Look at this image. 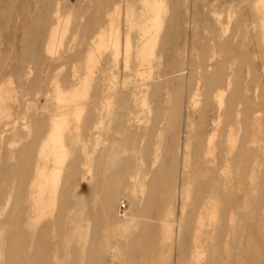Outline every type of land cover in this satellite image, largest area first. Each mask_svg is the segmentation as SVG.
I'll use <instances>...</instances> for the list:
<instances>
[{
  "label": "rangeland",
  "instance_id": "374dc122",
  "mask_svg": "<svg viewBox=\"0 0 264 264\" xmlns=\"http://www.w3.org/2000/svg\"><path fill=\"white\" fill-rule=\"evenodd\" d=\"M25 25L31 29L23 33L21 26ZM10 39H15L12 46ZM219 90H225L223 97ZM116 93L123 96L111 132L115 138L123 144L125 137L118 131L128 128L130 122L134 124L132 120L121 124L123 113L141 118L134 129V145L141 148L139 155L134 159L129 154L123 156L116 172L126 177L137 162L143 172L153 175L155 166L146 158L156 156L160 140L165 149L162 163L171 165L177 159L181 165L178 181L188 179L196 172L197 156L207 151L205 140L213 137L212 146L216 153L222 152L225 162L235 160L241 168L246 167L247 177L255 176L253 205L244 203L242 211L246 222L244 240L256 239L257 249L250 251L249 241L242 242L233 253L222 257L211 254L207 259L203 253L202 264H219V260L238 264L247 250L251 252L249 259L255 257L252 264H264V0H0V221L11 223L4 232L0 227V264H19L18 257L24 252V243L17 236L20 229L13 225L23 220V206L14 201L17 191H24L33 168L42 132L37 117L39 113L46 114L37 112L40 104L52 99L64 108L70 105L63 116L68 117L82 108L76 99L84 97L91 106L94 95ZM28 100L34 102L29 105ZM103 102L108 105L110 97ZM246 106L251 108L248 115ZM91 110L86 108L82 117ZM159 110L162 124L155 123ZM3 112L8 120H4ZM17 116L26 117V126L19 122L9 135L2 134V124ZM257 119L263 125L260 131L254 127ZM66 129L62 134L70 145ZM126 140L130 141L129 136ZM187 147L192 155L190 164L184 160ZM14 150L21 152L18 160ZM78 154L67 158L68 165ZM203 160L204 157L199 164ZM256 163H262L261 169L250 172V164ZM7 172L18 189L3 210L2 202L10 189L3 182ZM214 180L220 183L217 175ZM246 182L249 184L248 179L245 187ZM95 185L96 182L89 186L90 194ZM242 194L249 199L250 191L230 188L228 203ZM74 195L68 200L74 201ZM65 201L66 196L61 195L58 205L47 207L48 194L39 196L36 191L27 203L32 225L61 220L59 210ZM127 203L121 196L115 207L123 213ZM180 205H176L177 233L182 227ZM226 206L225 218L230 227L234 211L241 210V204ZM187 213L191 215L188 210ZM176 240L177 237L174 246ZM90 241L91 238L89 247ZM183 242L188 246L186 250L160 247L166 253V264H181L182 258L186 261L191 255L190 236ZM229 243L235 248L234 242ZM110 245L114 248L115 241ZM46 246L45 241L34 240L31 256ZM130 250L129 246L124 250L126 261ZM83 259L92 260V264L115 262L113 253L100 254L97 245L92 252L88 249ZM68 262L75 263L74 255Z\"/></svg>",
  "mask_w": 264,
  "mask_h": 264
},
{
  "label": "bare ground",
  "instance_id": "6f19581e",
  "mask_svg": "<svg viewBox=\"0 0 264 264\" xmlns=\"http://www.w3.org/2000/svg\"><path fill=\"white\" fill-rule=\"evenodd\" d=\"M18 27L19 24L16 23L15 28ZM21 27L23 33L31 29L30 25ZM14 42L15 39L9 40L11 46ZM218 92L223 97L225 90ZM106 96L110 97L108 105H104L103 102ZM122 96L121 93L96 94L92 98L94 102L91 106L84 97H80L75 101H78L80 107L84 109L81 108L68 117L63 116L71 108L70 105L69 108H64L52 99L40 104V111L37 112L43 111L46 114L37 113L42 132L33 168L24 191L21 194L18 190L17 199L14 201L17 205L22 204L24 213L23 220L13 222V225L20 229L17 236L24 243V252L18 257L19 264H40L41 262L42 264H69L68 259L73 255L74 264H92V260L84 262L83 256L88 249L92 252L96 245L99 247L100 254L113 253L115 259L113 264H166V253L161 252L160 247L163 245L186 250L188 246L183 239L188 236L192 243L191 255L186 257V261L182 258L181 264H202L203 253L207 255V259L211 254L218 257L227 253L231 254L239 248L240 243L247 241H249L247 248L250 251L256 250V239L244 240L246 222L242 211L244 203H247L248 207L253 205L252 195H254L255 186L252 179L255 176L252 174V177H247L246 167L241 168L235 160L225 162L222 152L216 153L212 146L213 137L205 140L207 151L197 156L196 164H198L194 168L196 172L188 179L178 181L181 165L177 159L174 158L171 165L162 163L161 154L165 149L160 140L156 143V156L146 158L151 166H155L153 175L149 173L150 171L143 172L144 168H140L137 162H135L134 170L129 171L126 177L116 172L118 164L125 159L123 156L129 154L130 158L134 159L141 150L140 147L134 145V129L141 123L138 115L135 116L137 119L130 118L129 113H123L120 116L121 124L128 123L130 120L134 122V124L130 122L128 128L125 127L118 131L125 137L123 144L111 133L114 131L113 124L118 116L117 109L118 105H121ZM32 102L34 101L28 100L29 105ZM29 105H26L27 108ZM88 107L92 108L91 112L89 111L85 117H82ZM246 107L248 115L251 108ZM3 113L5 114L4 120H8L6 112ZM25 119L26 117L17 116L12 122H5L2 124V134L9 135L11 130L18 128L19 122L26 126ZM155 123H163L161 111ZM254 127L260 131L263 128L261 120L257 119ZM65 129L71 139L70 145L65 143V135L62 134ZM127 136L130 138L129 142L126 140ZM56 142L58 144H55ZM188 150L187 147L184 160L190 164L192 155ZM14 152L18 160L21 152L17 150ZM77 152L79 156H76L68 165L67 158ZM202 157L204 160L199 164ZM2 167L0 159V172ZM261 167L262 163L250 164L249 171L254 173L256 168L260 170ZM9 169L12 170L13 167ZM184 170L188 171L189 168L184 165ZM238 172L241 174L239 175ZM149 175L150 179L147 181ZM216 175L222 185L218 180H214ZM12 179V174L7 172L3 182L8 184L10 189L8 194L6 193L5 201L2 202L3 210H6L13 193L18 189ZM247 179L249 184L246 182L245 187L244 182ZM177 181L181 186L178 187ZM94 182L96 185L93 193L90 194L88 188ZM209 185L215 188H209ZM43 187L45 190L42 192ZM230 188L250 191L249 199L246 200L242 194L228 203ZM146 189H148V194H145ZM36 191H39V196L48 194L50 203L45 202L47 207L58 205L61 195L66 196V201L59 210L61 220L58 218L48 223L40 225L33 223L32 225L27 203L32 195L35 197ZM73 195L74 201H69L68 197ZM121 196L128 201L124 205L123 213L115 207ZM39 201H42V198H39ZM178 202L182 207L180 209L182 229L180 228L177 233L174 227L178 215L176 211ZM227 204H233L236 207L241 204V210L234 211L232 223L231 221L229 223L230 227H228V219L225 218ZM0 210H2L1 203ZM187 210L191 212V215L187 213ZM8 225H11L9 220L0 221L2 232ZM139 227L142 228L140 233L137 232ZM227 230H229L228 234ZM207 231L210 234L205 235ZM214 231L215 234H212L211 232ZM79 235L84 238L77 239ZM175 237H177L176 246L172 244ZM133 239H136L135 245L132 244ZM34 240H43L47 246L45 250L31 256ZM54 241L56 243H53ZM111 241H115L114 248L110 245ZM230 241L234 242L235 248L232 249ZM127 246L131 250L126 261L123 256L127 254L126 252L124 254ZM250 254L251 252L248 253L247 250L238 264H252L255 257L249 259ZM219 264L232 263L219 260Z\"/></svg>",
  "mask_w": 264,
  "mask_h": 264
}]
</instances>
